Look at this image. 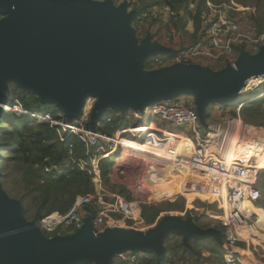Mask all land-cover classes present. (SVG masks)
<instances>
[{"label":"water","instance_id":"obj_1","mask_svg":"<svg viewBox=\"0 0 264 264\" xmlns=\"http://www.w3.org/2000/svg\"><path fill=\"white\" fill-rule=\"evenodd\" d=\"M0 14L9 17L0 21V114L8 80L53 103L67 122L78 119L87 98H94L91 130L108 110L143 114L181 94L194 98V111L205 126L209 104L233 103L247 78L264 77V48L241 52L220 72L193 64L145 70L150 58L175 52L152 43L149 35L138 41L132 28L137 12H128L126 2L0 0ZM32 32L44 37L33 39ZM24 212L0 185V264H112L127 251L152 252L160 262L167 237L180 235L187 245L213 234L195 227L191 218L171 216L147 231L112 227L97 233L93 212L74 234L47 238Z\"/></svg>","mask_w":264,"mask_h":264},{"label":"built area","instance_id":"obj_2","mask_svg":"<svg viewBox=\"0 0 264 264\" xmlns=\"http://www.w3.org/2000/svg\"><path fill=\"white\" fill-rule=\"evenodd\" d=\"M204 5V14L201 16L199 37L196 42L193 45L176 49L174 55L153 57L152 62L155 65L193 64L212 68L214 65L222 63L226 66L235 61L241 53L240 51L255 54L264 48V34L257 33L253 27L250 28L249 32L241 31L233 16L234 12H240V9L237 10L236 4L231 3L234 6L232 8L215 6L206 0ZM171 15L173 14L171 13ZM262 80L261 83L264 82V78ZM257 87L258 85H254V87L249 88L253 91ZM262 93L264 94V92ZM6 105L16 115H28L35 118L39 123L49 124L50 128L56 131L61 142L69 136H74L86 148L98 147L103 155L110 152L111 145L119 146L124 151L126 149L122 143L125 141L124 135H130L134 140L127 141L141 148L140 150L135 148L133 154L142 157L148 155L152 161L171 163L175 161L180 144L178 141H181L174 137H157L156 131L151 127L152 124L148 126L138 125L126 130H115L112 135L91 130L88 124L92 106L88 102L83 106L80 117L70 122L54 119L47 114L37 115L25 112L17 100L6 103ZM146 110L150 113L152 122L165 121L182 129L185 134L183 135L184 138H188V136L193 138L194 147L188 157V180L195 187L202 183L212 184L216 193L221 197L220 224L223 229L222 246L224 254L218 264H239L241 258L240 245L248 248L250 237L254 232L264 233V227L259 225L249 212L243 210L244 203L247 202L253 207L261 200L262 193L258 188V183L264 168L260 167L257 157H249L245 153L239 154L226 148L227 136L233 131L232 121L226 120L221 124L213 125L208 134L202 137L199 132L198 117L194 108L188 104L179 101L172 104L157 102ZM56 116L65 118L64 113L60 110ZM251 130V126L242 125L243 132L250 133ZM217 137L220 138V145L215 143ZM138 139L141 141H137ZM211 143L216 144L215 149L211 147ZM144 151L151 154H146ZM98 161L99 159L92 160V173L95 178L99 177ZM44 169L46 172L49 171L47 168ZM135 189L138 192L142 190V187L137 185ZM111 198L112 201L106 202L103 195L100 194L92 195L89 193L78 196L67 212H52L35 224L42 235L47 238L61 236L64 233H75L82 227L83 220L91 215L82 214L81 210H86L93 205L97 209L94 211L91 226L97 233H102L111 227H117L118 222L114 218L115 215H120L125 220L130 221L134 227L143 224L141 201H127L117 196H111ZM153 200L154 197H148L146 203L153 204ZM189 218L199 220L200 216L189 214ZM117 258L127 264H142L133 251L124 252ZM177 264L192 263L179 262Z\"/></svg>","mask_w":264,"mask_h":264},{"label":"trees","instance_id":"obj_3","mask_svg":"<svg viewBox=\"0 0 264 264\" xmlns=\"http://www.w3.org/2000/svg\"><path fill=\"white\" fill-rule=\"evenodd\" d=\"M112 1L114 4L124 1L127 7L137 12L134 25L140 20L142 14L149 12L153 7L164 5L176 16L180 11L190 16L195 32L199 28L200 8L197 7L192 15L188 12L189 0ZM250 22L257 33L264 34V14L260 11L257 13L255 10ZM179 25L173 23V27L183 28L185 23L182 19H179ZM150 66L151 62H147L144 69L149 70ZM10 86L9 103L17 100L25 112L37 115L50 114L54 119L66 121L64 117L56 116L59 109L53 103L43 102L34 93L22 90L13 83H10ZM259 103H264V99ZM234 104L235 109L238 102ZM258 108L257 106L249 109L242 106L239 112L245 121L249 122V119L260 114ZM114 113L115 111L109 112L112 117L110 122H104V128L98 129L97 132L112 135L115 129L124 127V118L116 117ZM232 114L236 117L235 111ZM123 154L126 155V153ZM95 155V147L86 148L74 136H69L61 142L58 134L50 128L49 124L39 123L33 117L16 115L6 108H3L0 114V185L3 190H6L7 181L11 177L14 179V187L9 190L12 196L9 195V197L23 206L24 215L28 221L38 223L41 218L52 212L65 213L77 196L93 193L94 177L91 159ZM111 165L112 158L99 162L103 180ZM44 168L49 171L46 172ZM167 211L160 205H141V217L144 222L142 227L145 231L152 229L163 218L168 217ZM249 249L254 255L258 254V249L254 245L250 244ZM241 256L242 264H247L245 256ZM169 261L166 259L158 264Z\"/></svg>","mask_w":264,"mask_h":264},{"label":"crops","instance_id":"obj_4","mask_svg":"<svg viewBox=\"0 0 264 264\" xmlns=\"http://www.w3.org/2000/svg\"><path fill=\"white\" fill-rule=\"evenodd\" d=\"M168 26H169L168 29L169 32H177L175 33L176 36L170 42L164 41L163 39V42L157 44L167 49H171L175 52L176 49H179L181 47L179 46L180 41L179 40L177 41V38H179L177 36L179 35L180 29L173 27V25H171L170 23H168ZM148 35L151 37V42L156 43L154 42L153 32H150V34ZM144 38L145 37H143V39ZM152 59L153 57L150 58V60L148 61L151 62V66H152L148 71L158 70L162 67H168L164 65L157 66L152 62ZM200 66L208 67L205 65H200ZM247 93L242 94L241 97H243ZM241 97L231 104V106L234 107L235 106L234 103L238 102L235 108L237 112H239L242 106L248 108L250 104H253L254 103L253 100H256L257 97H259V94L254 95L253 97H251L250 101L248 99L244 103H240L238 101L241 99ZM94 101L93 102L86 101V102H88L89 104L92 103L93 106ZM175 101H180V100L178 97H174L165 102L168 104H172ZM180 102H184V103L186 102L187 104L194 103V98L192 97V99L190 98L183 99ZM211 105L212 104H209L206 108V114L208 116L205 121V126H202L199 123V132L202 135V137H205L206 134H208L209 129L214 125L211 124L212 121L210 122L212 116L215 113V111L210 112L209 108L211 107ZM215 105L225 106V104H221V103H216ZM192 107L194 106L192 105ZM146 109L144 110L143 114H138L133 109H127L123 113H121L118 110H108L105 112V113L108 112V115L104 122H110L112 117L109 115V112L115 111L114 116L123 117L125 123L124 127L117 128L115 130H126L130 127H135L138 125L148 126L149 124H152L153 127L152 129L156 131L157 137H162V136L174 137L176 139L181 140L178 141L180 144L177 150L178 154L181 157L185 156L183 154L184 150L180 148V146H182L184 143L186 144L187 149L190 148L188 149V151L190 150L189 153L192 151L194 147V142L191 136H188V138H184L183 135L185 134L182 129L174 127L173 125L165 121L152 122L150 118V113ZM98 123L99 121L95 124L96 131L100 129L98 127ZM247 123L252 124L250 122ZM88 126L90 128V123L88 124ZM124 138L125 141H123V145L126 147L124 151H122L119 146L111 145L110 152H108L107 155H103V152H101L98 149V147H95L96 155L91 159V164L93 159H99V161L97 162L98 169H99V162L101 160H107L108 158H112V165L108 169L104 180L101 178L100 170H99L98 178H95V176H93L94 178L92 180V183H93V191L95 192V194H99L98 191H100V194L101 193L103 194V199L106 202L113 200L111 196H117L127 201H136V200L141 201L142 205L147 204L145 202L146 200L145 198L155 196L154 197L155 202L167 201V203H165L166 204L165 206L166 209L168 210L167 211L169 214L168 216L178 217L182 220H187L189 218V214L194 213V215L195 214L200 215L201 218L199 220H194L193 222L195 227H197L202 231L210 230L211 232H213V234H210L209 236L200 240L190 239L188 240L187 245H184L183 238L180 235H171L167 237L164 241L165 255L161 261H165L166 259L170 260L165 264H177L179 262H189L192 264H218L222 260L224 250L222 246L223 229L220 224V216L222 213L221 197L216 193L215 187L209 183H202L198 187L191 185L187 177L189 155L185 156L187 158V166L186 169L184 170V165L182 164L179 166V164H174L175 161L171 163L163 162L164 163L163 164L162 162L152 161L148 155H144V157H142L140 155L127 154L128 150H132V149L135 150V148L137 149H141V148H138L132 143L128 142L129 140H134L130 135H124ZM137 141H141V139H138ZM215 143H218L220 145L221 141L219 137L215 138ZM225 144L228 145L229 140H226ZM227 145L226 148H230ZM123 153H126L127 155H124ZM238 153L241 154V152ZM122 163H124V167H122L123 166L121 165ZM260 179L261 181L262 180L264 181L263 171L260 174L259 181ZM137 185H141L142 190L137 192L135 189ZM258 188H259V183H258ZM159 192H165V196H160L158 194ZM170 193L171 194L174 193L175 196L171 197ZM157 204L160 205L162 208L165 207L163 203H157ZM157 204L154 203L153 205H157ZM256 206L257 207H255L254 205L253 207L258 209L254 213H251L250 215L254 220L256 219V221L258 222L257 218L259 219L260 216L259 209L264 212V204L262 206H258L256 204ZM169 207H171V209H169ZM96 209L97 207L93 205L92 207H88L86 210H81V213L92 214ZM114 218L118 222L117 227L129 228V229L141 231L139 228H137L138 226L137 227L132 226L130 221L125 220L120 215H115ZM259 221L261 222V218L259 219ZM261 226L264 227V225ZM72 234L74 233H70V234L64 233V235H72ZM250 244L254 245L258 249L257 255H254L249 249V247L247 248V246L245 247L242 244L239 247L240 253L241 251L242 252L246 251L250 256L253 257V259L258 264H264V233L260 231L254 232L250 237ZM135 253L139 257L142 264H154V262L155 264L159 263L157 262L156 255L152 252L138 251ZM112 264H127V263L121 261L116 257L113 260ZM239 264H242V256L240 258Z\"/></svg>","mask_w":264,"mask_h":264},{"label":"rangeland","instance_id":"obj_5","mask_svg":"<svg viewBox=\"0 0 264 264\" xmlns=\"http://www.w3.org/2000/svg\"><path fill=\"white\" fill-rule=\"evenodd\" d=\"M91 1L103 2L104 0H91ZM205 1L206 0H189V2H188V12H190L192 15L195 13V9L197 7L200 8L199 28L201 26V16H202V14H204ZM209 1L212 4H214L215 6H225V7L229 6L231 8L234 7L231 5V3L236 4V7L238 8L237 10L239 11V9H240V12H234L233 16L237 20L241 31H243L245 33L249 32L250 28L253 27L251 22H250L251 17L253 15V12L255 10H257V13H258V11H260L262 14H264V0H213V1L209 0ZM123 2L124 1H119V3H117V4L113 3V4L115 6H118V5L122 4ZM127 11L131 12L133 10L130 7H127ZM170 12H172V11L168 7H166L164 5H160L157 7H153L150 9L149 12L142 14V16H140L141 17L140 20L136 21L135 25H134V23L132 24V28L138 32L137 33L138 34L137 35L138 41L140 42L141 39H143V37H146L148 34H150V32H153L154 42L159 44L160 42H163V39H164V41L170 42L174 39V37L176 36L175 33H177V32H169L168 23H170L171 25H173V23H175L178 26L179 25V19H182L183 22L185 23V26L183 28H179L180 29L179 35L177 36V37H179V38H177V41L178 40L180 41L179 46L182 47V46H186V45L187 46L193 45L199 37V31H196V32L194 31L193 21H192L191 17L188 16L187 14H184L182 11L179 12L178 16H176L174 13H172L173 15H171ZM8 18H9L8 16L0 14V21L6 20ZM179 27H181V26L179 25ZM199 28H198V30H199ZM30 36H31V38L36 39V40L42 39L44 37L43 35H40V34H37L34 32H32L30 34ZM150 67H152V66H150ZM223 67H225V66H223L222 63H218L217 65H214L212 67L213 69H211V70H213V72H220ZM261 81H263V80L262 79H253V80L247 82L245 85L244 92L246 91L248 93L246 95H244L243 97H241L240 100H238L240 103H244L248 99L250 101V98L253 97L254 95L259 94V97H257L256 100H253L254 103L250 104L248 107L249 109L250 108L252 109V108H255L258 106L259 108L257 110L260 111V114H258V116H254L251 119H249V122L252 124H248L245 121V118L242 117L240 112H237L234 109V107L231 106L232 103H226L225 106H222V105L217 106L215 104H212L209 109H210V112L215 111L214 115L212 116V118L210 120V122L212 121L211 124H214V125L215 124H221L226 120L233 122V131L231 133H229L227 136V140H229V144L227 145L228 147H230L229 150H232V151L234 150L236 152H241L243 154L245 153L249 157H251V156L257 157V159L260 163V167L264 168V103H262V104L259 103V101L264 99V94L262 93V92H264V82L261 83ZM5 83L7 86V93L9 95L11 82H9L8 80H5ZM254 85H258L256 90H254V91L250 90L249 87L252 88V87H254ZM177 97L179 98L180 101L183 99H188V98L192 99V96L189 94H183V95L181 94ZM7 98L10 100V96H7ZM8 99H7V104L9 103ZM86 101L93 102L94 98L93 99L87 98ZM188 105L192 106L193 103H190ZM5 106H6L5 108L7 110H9L7 105H5ZM90 106H92V103L90 104ZM216 107H217V109H216ZM233 111H235L236 117L233 116V114H232ZM47 115L51 116L50 114H47ZM107 115H108V112L103 113V115H102V117L98 123L99 128H104V121L106 120ZM253 122H255V123H253ZM243 124L251 126L252 130L250 133H246V132L242 131V125ZM180 148L182 150H184L183 154L185 156L189 155L190 150L188 151V149H190V148L187 149L185 143L182 146H180ZM212 148L215 149V147H212ZM128 149H131V148H128ZM138 150H140V149H138ZM144 153L151 154V153L145 152V151H144ZM127 154H128V152H127ZM130 154H132V153H130ZM185 156L181 157L177 152L176 158H175V163H174V164H179V166L183 164L184 170L186 169V166H187V158ZM121 165H123L122 167H124V163H122ZM263 171H264V169H263ZM11 179H9L7 181V184H6L7 188H6V190H4L8 196L9 195L12 196L9 190L14 187V179L12 177H11ZM263 182L264 181L263 180L261 181V179H260L259 188H260L261 193H262V198H261L259 203H256L258 206H262L264 204V194H263L264 184H263ZM98 193L100 194V191H98ZM90 194L97 195V194H95L94 191H93V193H90ZM100 195H103V194L101 193ZM170 195L172 197L175 196L174 193H172V194L170 193ZM145 199H144L145 202H147V198H145ZM195 199H198V198H195ZM152 202H154L155 204L163 203L164 206L166 205L165 203H167V201L166 202H155V198ZM213 205H215V204H213ZM255 207H257V206L255 205ZM164 208H166V206ZM169 209H171V207H169ZM257 209L258 208H256V210ZM259 214H260L259 219L261 218V222L257 218L258 223L260 225H264V212L259 209ZM195 216H200V215L195 214ZM200 218H201V216H200ZM25 219H26V217H25ZM26 220H28V219H26ZM142 225L143 224L139 225L137 228H139L141 231L142 230L144 231L145 229H144V227H142ZM256 264H258V263L256 262Z\"/></svg>","mask_w":264,"mask_h":264},{"label":"bare ground","instance_id":"obj_6","mask_svg":"<svg viewBox=\"0 0 264 264\" xmlns=\"http://www.w3.org/2000/svg\"><path fill=\"white\" fill-rule=\"evenodd\" d=\"M261 78H264V77H262V76H256V77H249V78H247L244 82H243V87H242V89H241V92H240V94H243V92H244V90H245V85H246V83L247 82H249V81H251V80H253V79H261ZM152 127V126H151ZM153 128V127H152ZM143 131V130H142ZM123 143V142H122ZM211 146L212 147H216L215 146V143H211ZM130 153H134V150H128V154H130ZM252 157V156H251ZM163 163V162H162ZM161 163V164H162ZM165 163V162H164ZM163 163V164H164ZM181 189V188H180ZM160 196H165V192H159L158 193ZM170 196V195H169ZM155 197V196H154ZM172 197V196H171ZM224 197V196H223ZM243 210H245V211H247V212H249V214H251V213H254L255 211H256V208L255 207H252L249 203H244V205H243ZM241 255H243V256H245V258H246V262H247V264H256V261L253 259V257L252 256H250L246 251H241V253H240Z\"/></svg>","mask_w":264,"mask_h":264}]
</instances>
